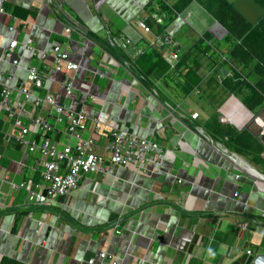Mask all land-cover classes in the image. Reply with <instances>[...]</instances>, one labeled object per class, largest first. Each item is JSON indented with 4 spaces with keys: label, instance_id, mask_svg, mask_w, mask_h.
<instances>
[{
    "label": "crops",
    "instance_id": "0c3cea01",
    "mask_svg": "<svg viewBox=\"0 0 264 264\" xmlns=\"http://www.w3.org/2000/svg\"><path fill=\"white\" fill-rule=\"evenodd\" d=\"M229 1L250 22L262 13L253 0ZM56 2L83 33L67 32L65 17L52 13L45 0L4 1L0 88L9 85L12 109L23 103L19 117L27 126L34 115L53 122L51 106L36 103V97L49 92L57 103L85 112L86 128L78 134L91 136L97 153L108 154L104 146L118 127L157 142L162 158L141 168L114 165L105 173H85L66 195L39 204L26 186H18L43 183L38 154L16 142L18 130L0 109V263L5 258L19 264H90L93 258L92 264H107L99 255L108 252L119 264H244L250 254L264 252V154L261 162H252L230 149L227 137H212L204 127L216 114L218 122L246 129L264 145V107L254 114L225 92L206 56L200 58L199 86L183 96L177 78L166 79L159 71L134 75L138 55L120 46L128 38L141 52L156 50L170 65L173 51L179 58L209 34L204 43L210 46V58L233 65L222 42L225 28L192 0L167 26L172 45L159 46L152 44L158 0ZM142 19L155 27L144 32L138 25ZM27 37L45 57L24 46ZM8 38L18 41L14 55L19 65L2 58ZM54 44L79 65L69 95L63 73L55 69ZM31 65L44 76V85L31 87L32 97L24 100L21 87L28 84ZM59 133L51 136L64 141Z\"/></svg>",
    "mask_w": 264,
    "mask_h": 264
},
{
    "label": "built area",
    "instance_id": "2783aa9c",
    "mask_svg": "<svg viewBox=\"0 0 264 264\" xmlns=\"http://www.w3.org/2000/svg\"><path fill=\"white\" fill-rule=\"evenodd\" d=\"M4 1L0 0V13L4 11ZM45 3L50 7L52 13L57 12L65 17L66 24L64 29L67 32L83 33L77 21L64 11L56 0H45ZM153 17L157 24L162 23L160 16L154 15ZM144 20H139L138 25L144 32H150L151 28ZM172 43L173 38L167 28H165L163 31L155 34L152 44L162 46L172 45ZM17 44V39L8 38L2 55L4 60L15 65H19L18 57L14 55V49ZM24 46L32 49V51L34 50L31 46L30 37L25 39ZM120 46L126 50L132 48L133 55L141 53V50L135 48L128 38L122 40ZM34 51L40 57L46 56V52L43 50L37 49ZM50 51L56 71L63 73L61 82L64 92L66 95H69L73 91L74 73H76L79 65L70 60L69 53L59 44H54ZM177 60L178 53L175 50L171 53V68L175 66ZM27 81L28 84L21 87L24 100L32 97L31 87L41 88L44 85V76L35 65L28 66ZM9 94V85L0 88V109L8 113V117L12 119L13 125L18 130V134L15 137L16 142L22 144L26 150L37 153L42 166L40 174L43 181L42 184L30 182L26 185V183L21 182L18 185L20 187L26 186L36 203L45 204L54 195H66L71 189L78 186L81 177L85 173H105L110 166L114 165H135L141 168L149 162L152 164L159 163L162 158V153L158 151L159 146L157 142L137 137L128 130L118 127L111 130L109 140L104 146L108 154L97 153L95 151V140L91 136L78 134L86 128L87 116L85 112L57 103L54 96L49 92L43 98L36 97V103L44 101L47 105L51 106L54 121L50 122L48 117L45 116L34 115L31 117L30 126H27L19 117L23 103H17L19 107L13 110L9 104ZM58 124H64L62 131L56 128ZM261 125L264 132V122ZM59 132L64 136V141L57 140L51 136V133ZM71 138L74 140L71 141ZM33 186H39L42 190L36 192ZM247 253L250 254L251 251L248 250ZM99 256L101 259H106L107 264H119L118 257L108 252H102ZM87 262L92 264L94 263V259L90 258Z\"/></svg>",
    "mask_w": 264,
    "mask_h": 264
},
{
    "label": "trees",
    "instance_id": "16d2710c",
    "mask_svg": "<svg viewBox=\"0 0 264 264\" xmlns=\"http://www.w3.org/2000/svg\"><path fill=\"white\" fill-rule=\"evenodd\" d=\"M190 1L192 0H175L168 3V0H158L162 23L155 24L156 27L151 20L147 23L155 27L156 33L163 31ZM195 1L225 28L226 34L222 42L227 45V55L233 61V65L217 57L210 58V46L204 43L209 39V34H205L179 56L173 68L164 61L160 53L148 49L136 57L132 73L136 76H147L153 71H159L166 79L177 78L178 89L184 96L191 88L199 86L201 77L197 71L200 67V58L206 56L210 59L211 65L215 66L213 76L215 77V74L220 76L224 91L237 96L248 110L258 114L264 107V0H253L262 11L255 22L248 21L229 0ZM14 13L24 17L27 15L17 9H14ZM215 47L218 49L220 45ZM204 127L212 137H227L229 148L245 155L252 162L259 163L263 160L261 157L264 152L263 141L254 137L248 130L238 131L228 124L220 123L216 114H212L210 119L204 122ZM247 152L253 153L254 156ZM0 264L19 263L4 258Z\"/></svg>",
    "mask_w": 264,
    "mask_h": 264
},
{
    "label": "water",
    "instance_id": "95a60500",
    "mask_svg": "<svg viewBox=\"0 0 264 264\" xmlns=\"http://www.w3.org/2000/svg\"><path fill=\"white\" fill-rule=\"evenodd\" d=\"M244 264H264V252L250 254L245 260Z\"/></svg>",
    "mask_w": 264,
    "mask_h": 264
},
{
    "label": "rangeland",
    "instance_id": "374dc122",
    "mask_svg": "<svg viewBox=\"0 0 264 264\" xmlns=\"http://www.w3.org/2000/svg\"><path fill=\"white\" fill-rule=\"evenodd\" d=\"M259 11H261V9L259 8V6H258V12ZM246 14H247V12H246ZM251 20H253V18H254V16H251V17H249Z\"/></svg>",
    "mask_w": 264,
    "mask_h": 264
}]
</instances>
